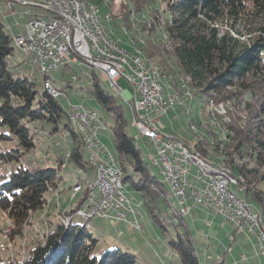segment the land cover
<instances>
[{
    "label": "trees",
    "instance_id": "obj_1",
    "mask_svg": "<svg viewBox=\"0 0 264 264\" xmlns=\"http://www.w3.org/2000/svg\"><path fill=\"white\" fill-rule=\"evenodd\" d=\"M88 1L96 4L97 0ZM106 2L109 18L124 17L128 21L130 17L146 14L156 24L162 13H168L163 33L164 44L170 51L158 46L162 49L159 53L162 61L156 62L158 54L147 43L143 47L146 60L162 79L176 87L183 78H188L193 96L201 100L203 108L231 101L247 115L242 127L234 123L228 126L224 140L208 132L192 148L205 156L211 153L221 159L220 164L238 179V186L246 195L250 193L264 211V191L258 187L264 184V171H260L264 168V0H144L139 8L127 0ZM252 17L258 19L257 29L245 42L234 37L230 30L221 31L219 27L224 21L237 24ZM139 24L142 32L147 30ZM133 40V48L138 50V41ZM14 55L13 39L0 22V167L11 168L7 173L0 171V212L12 221L13 227L7 232L12 240L22 236V227L29 217L45 209L50 189L54 191L62 181L61 156L57 157L58 165L52 168H30L24 164L23 158L36 147L38 136L68 134L75 146L67 160H73L83 169L88 166L85 150L78 134L70 127L68 113L60 101L46 92L40 94L35 82L20 76L16 70L19 65L12 62ZM99 80V75L92 70L93 86L88 92L112 118V153L123 172L122 183L131 184L139 193L148 217L167 234L168 246L180 264H199L190 230L169 187L142 160L134 138L127 133L122 105L100 87ZM220 110L225 109L220 107ZM208 116L211 117L210 109ZM224 119L226 126L229 119ZM83 198L63 214L73 215ZM168 226L175 228V236L169 235ZM96 248L97 240L85 223L71 220L63 225L59 221L43 234L40 242L29 248L20 264H140L137 256L120 247L99 255L95 254Z\"/></svg>",
    "mask_w": 264,
    "mask_h": 264
},
{
    "label": "rangeland",
    "instance_id": "obj_2",
    "mask_svg": "<svg viewBox=\"0 0 264 264\" xmlns=\"http://www.w3.org/2000/svg\"><path fill=\"white\" fill-rule=\"evenodd\" d=\"M148 1L155 2L156 0ZM127 2H131V5H133L132 3L138 4L139 6L137 8H139L144 3V0H127ZM148 4L150 5L151 3ZM107 5L108 3L106 0H101L100 2L98 0L96 1L97 10L99 11L100 17L102 19V25L108 31L113 40L116 41L125 51H133V39L138 41L137 45H139V47L137 48L142 51L144 57L141 56L140 58L143 60L147 59L143 52V47L147 43H149L148 48L155 50L158 54L156 55L158 57L156 62L160 61L162 56H159V53L161 52L160 50L162 49H160L158 46H164V49L170 51L169 47L164 44L166 42V38L164 37L163 33V23L165 19L169 18L168 13H162L159 21L156 22V24H154V22L152 24V19L148 18L146 14H142L141 17H130V20L126 21L124 17L109 18V10ZM155 7L158 8L157 5H155ZM18 8V6L15 8L17 15ZM2 21H4V25L8 28L14 25L15 22L19 24L18 27L15 26L14 30L9 29L8 33L11 35L13 40L24 34L22 28L24 25L23 22H25L24 20L20 21V18L17 19L16 16H12L10 17V20ZM139 22L145 25L147 30L142 32V25H140ZM257 25L258 19L252 17L249 21L237 24H230L229 22L224 21L223 23L219 24V27L221 31L230 30L234 37H238L240 41L244 39L243 41L245 42L248 39L249 34L257 29ZM220 36H222L221 33L219 34V37ZM13 47L15 48V55L12 58V62L13 65H19L16 68L19 75L27 76L29 81L35 82L36 90L40 94L44 93L45 77L43 72L41 71L40 73L37 66L27 59L25 54L22 53L16 44L13 43ZM134 51L138 50L134 49ZM70 58L71 60L67 61L65 66H63L60 70L57 71L56 68L49 70L46 74V77L52 79V82L56 88H61L59 91L60 95L58 101H60L62 107L66 108L70 106L81 105V107L84 109L92 111L95 116L100 119L101 123L105 127L104 130L99 132V139L110 151L114 153V142L110 131V126H112V118L100 107L95 97L88 92V88L91 90L93 86L91 83V75L92 70H94V74L99 75L100 87H102L105 92L113 96L122 105L127 133L130 137L134 138L135 146L140 151L142 160L148 164L149 168L157 177V179L163 180L165 182L167 187H169L168 190L172 193L171 187L165 181L164 174L160 172L158 167L152 161L150 142L140 138L137 130L134 127L131 108L127 102L132 96V89L130 88L129 84L125 80L119 81V85L125 96L121 97L117 92H113L111 89H109L108 82L102 77L99 70L91 68L86 63V61L79 56L71 55ZM145 61L156 70L150 61ZM157 73L160 75L159 72ZM160 79L164 94L167 98L173 97L175 102L169 107L167 115L153 118V121L155 122L159 132L174 135L176 139H180L183 142L186 141L185 143L187 145L193 147L195 142L198 139H202L201 137H204V135L208 134V132L214 133V135L216 134L215 136L218 138V140H224L226 134L229 131V125L234 123L242 127V125H244L246 122L247 115L238 110L235 107V104L231 101L217 102L215 103L216 106L212 105L209 108H203V103L201 100L193 96L192 90H188L191 88L188 84H186L187 78H183L179 85H181L182 88L184 84H186V95L188 97L184 94L185 91H183V88L181 93L184 95L181 97L179 85L176 87L174 84L162 79L161 76ZM220 107L225 110H220ZM209 109L211 110L210 118L208 116ZM226 117H228L229 123H226L227 125L225 126L223 124H225L224 118ZM43 141L45 142L41 143ZM74 146L75 143L66 133H58L53 137H49L48 135L44 136L42 134L37 138L36 147L27 153L23 158L24 164L30 168H49L57 165L56 161L58 156L62 157L63 166L60 171L62 181L57 184V191L61 192L60 204L62 206H67L68 210L74 208L78 200L81 198V196H83L82 191L81 193L77 194L75 198H73V188L79 184L85 187V184H88L91 181L86 176V173L89 171L87 169L89 168L88 166L86 169H83L73 160H67V155L71 152ZM198 152L201 153L200 151ZM201 155L204 159L206 158L215 164H220L221 159L213 157L211 153H209L208 156H205L202 153ZM84 157L85 159L87 158L86 151H84ZM10 170V167H0V171L2 173H7ZM260 171H264V168H262V170L260 169ZM262 186L264 187V184ZM262 186L259 185L258 187L264 191ZM230 190L237 198L249 203L252 207V211L263 218L264 221V211L261 206L252 198L250 193L246 195L244 189L236 185L232 186ZM49 192L50 193L47 198L48 202L45 206V209L29 217L27 223H25L22 227V236H17V238L14 240L9 239L7 233L8 230L13 227L12 221L5 214L0 212V261H2L3 264H20L25 259L29 248L32 245H36V243L40 242L43 238V234L48 230H52L56 223L60 221V217H63L64 212H62L63 209L60 211L59 204H56L55 210L51 208L54 191L50 189ZM124 193L131 206L134 209H137L141 216L139 217V223L141 224L142 233L144 232V234L139 233L141 228L140 230L138 229V231H136L132 236V240L138 238V241L135 243L131 241L130 243L128 241V236L125 237L123 234H120L121 232L124 233V231H118L115 229L112 223L108 222L110 220L95 217L89 221H83L77 217L74 219V221L85 223L92 232L93 237L97 240L95 254L99 255L101 252L119 247L122 251H126L123 245L124 242H126L125 244L128 243L129 246L128 250L139 258L140 264H159V261L163 257L167 261V264H180L177 258L171 260L169 257L164 255V250L166 247L164 250H160L158 248L157 241H160L161 243L165 242V245H168L167 234H164L159 226L148 217L146 209L142 205L139 193L134 191L131 184L125 185ZM56 196L58 195L56 194ZM57 201L58 200L56 199V203H58ZM173 201L179 208V201L175 198ZM188 206L190 207V214H184L182 209H179V211L182 212L183 219L185 223H187L188 229L190 230L191 239L195 248V256L199 261V264H218L222 260H224L223 264H260L256 258L250 259L255 249L253 244L254 238H252V236L246 234L245 232L238 231L235 233V240L233 239L232 241L226 233V230H229L232 235L233 231L231 230L230 226L227 225L224 227L222 220L216 219L212 213L208 211L205 212L206 210H202L200 207H192L190 204ZM168 232L169 235L172 236H175L176 234L175 228L171 226H168ZM144 238L145 241H148L151 244L147 243L146 250L143 251L141 249V251L137 248L140 245V241L144 240ZM109 239H114L115 244L107 245ZM154 252H158L160 258L155 257ZM241 252L248 254L249 260L247 262L242 263L238 261Z\"/></svg>",
    "mask_w": 264,
    "mask_h": 264
},
{
    "label": "built area",
    "instance_id": "obj_3",
    "mask_svg": "<svg viewBox=\"0 0 264 264\" xmlns=\"http://www.w3.org/2000/svg\"><path fill=\"white\" fill-rule=\"evenodd\" d=\"M9 10L19 5L24 8H36L46 13L38 15V20H28L25 33L20 35L17 43L22 47V53L35 64L41 73V67L62 68L63 60H71L66 54L65 43L73 42L75 47L86 55L97 59L103 75L112 86V91L121 97L124 92L119 85L125 80L132 89V96L128 99L133 108L135 129L151 144V156L156 166L166 175L167 182L173 186L179 201V208L190 214V207H200L211 212L215 217L229 224L235 231L245 232L255 238L259 253L264 259V224L261 217L252 211L246 201L237 198L230 188L238 186L237 178L231 176V170L216 168L217 172H227V181L203 178L201 166H209L197 159L193 153H188L184 145L175 141L174 135L158 131L154 117L168 114L170 97H166L158 83L147 79V71H141V64L137 62L134 75L126 74L125 65H112L110 61L97 58V51L108 48L113 53L125 54V50L118 43H112V37L100 22V13L93 4V10L85 11V15H78L70 7L67 0H0ZM27 13V12H26ZM75 79V78H74ZM54 85L52 79L44 78V87L51 91ZM180 95L181 93V85ZM59 97L55 96V99ZM68 113L69 123L78 128V137L87 152L86 161L93 170V179L89 182V190H94V197H87L83 191L84 207H77L78 216L65 215V220L77 217L83 221L94 218V212H102L103 219H110L113 214H120L123 222L140 229L138 223L139 212L134 209L125 196V184L115 171V162L110 151L99 139V122L93 121V114H81V105L64 108ZM143 113L151 114V121L143 120ZM90 150H97L105 161V169H97L90 159ZM109 182L117 183V190H109ZM82 192V186H79ZM113 206H120V213H113ZM133 216L127 220V215ZM232 239L231 235H227Z\"/></svg>",
    "mask_w": 264,
    "mask_h": 264
},
{
    "label": "bare ground",
    "instance_id": "obj_4",
    "mask_svg": "<svg viewBox=\"0 0 264 264\" xmlns=\"http://www.w3.org/2000/svg\"><path fill=\"white\" fill-rule=\"evenodd\" d=\"M67 2L69 3V5L73 9V11L75 13H77L78 15H85V11L93 10V4H95V3H92L88 0H67ZM96 10H97V6H96ZM30 20H38V15L33 16ZM100 22H102L101 17H100ZM18 38H20V37H18ZM18 38H15L13 40V43L16 44L20 48V50L22 51L21 45L17 43ZM112 43H117V42L114 41L112 38ZM65 51H66V54L68 55V57H71V55L79 56L80 58L85 60L86 63L91 68L99 70L101 72L102 77L108 82L107 78L103 75L101 67L98 66L97 59L92 58L89 55H86L85 52H82L81 50H78L77 47H75V44L73 42H66L65 43ZM141 56L142 55H140V52L134 51V49L131 52L125 51V54L113 53V51L109 50L108 48H101V50L97 51V58H99L101 60L110 61L112 65H125V63L127 62V58H128V63H127V67H126V74L127 75H134V73H135V66L134 65H137V62L145 63V64H141V71H147V79H151L152 83H158V85L160 87H162L161 81H160L161 80L160 75H158V73H157L158 70L156 69L157 70V72H156V70L153 69V67H151L145 61L146 60L145 58H144L145 60L140 58ZM67 61H69V60H63L62 61V67L65 66ZM74 61H75V59H74ZM56 68L57 67H41V71L43 72L44 77L46 79H50L49 77H46V74L48 73L49 70H53ZM189 82H190V80L187 78L186 84L189 85ZM186 84H184V86L182 87L183 91H185V93H184L185 95H186V90H187ZM108 87H109V89L112 90L111 84L108 83ZM44 88H45V92L49 96H51L53 99H55V96L59 97L60 89H58V87L56 88L54 85H51V91L48 87H44ZM182 88H181V91H182ZM188 90H191V89H188ZM170 99H171V101H169V107L175 102V99L173 97H170ZM91 113H93V112L90 110H86L83 107H81V114L90 115ZM131 114L133 117V108H131ZM143 120L144 121H151V114L150 113H143ZM224 120H226V119H224ZM68 121H69V118H68ZM93 121L99 122V127L101 128V130L105 129L104 125L101 123L100 119H98L95 116V114H93ZM133 123H134V127H135V120H133ZM69 124H70V127L78 134V128L74 127V125H72L71 123H69ZM137 132H138L140 138L144 139L141 136L140 131H137ZM174 139H175V141L180 142L182 145H184V148H185V150L188 151V153H193V155L196 156L197 159L201 160L204 164L209 165V166H201V173L203 174V178H210V179H216V180H220V181H227V172H217V170L215 169V167H216V168H220L222 170H229L226 166H224L223 164H215V163L207 160L206 158L204 159L200 153L195 151L192 147L183 143L182 140L176 139L175 137H174ZM68 157H69V154L67 155V159H68ZM90 159L92 160V163H94L96 165L97 169H105V161H103L102 158L99 156L97 150H90ZM112 159L115 162V171L119 174V177L122 178L123 173H122L121 169L119 168V166L117 165L116 159L113 156V154H112ZM152 161H153V158H152ZM153 163L155 164V161H153ZM231 176H233L232 172H231ZM164 178H165V181L167 182L165 174H164ZM168 184L171 187L173 197L175 199H177V195L174 193L173 186L170 183H168ZM79 186H82V185L79 184L78 186L73 188V195L74 196L77 195L78 193H81ZM109 190H117V183L116 182H109ZM82 191H87V197H94V190H89V183L85 184V187L82 186ZM81 207H84V202L82 203ZM183 212H184V214L187 213L184 210H183ZM113 213H120V206H113ZM71 216H78V211L75 212ZM64 217H65V215H63V217H60V222L63 225H68L71 222V220H65ZM95 217L103 218V213L102 212H94V218ZM111 220H114V222L115 221H123L122 216L120 214L111 215Z\"/></svg>",
    "mask_w": 264,
    "mask_h": 264
},
{
    "label": "crops",
    "instance_id": "obj_5",
    "mask_svg": "<svg viewBox=\"0 0 264 264\" xmlns=\"http://www.w3.org/2000/svg\"><path fill=\"white\" fill-rule=\"evenodd\" d=\"M19 7L18 8V15H17V13L15 12V8L16 7ZM17 6H15L14 7V9L13 10H9L7 7H6V5L5 4H3V3H1L0 2V22L4 25V21H2V20H5V21H8V20H10V17H17V19H19L20 18V21H22V20H24L25 22H23L24 23V25L22 26V28H23V33H25V24L28 22V20H30L33 16H37V15H45L46 13H44V12H42V11H40L39 9H36V8H30V9H28V8H24V7H21V6H19V5H17ZM27 12V13H26ZM12 15V16H11ZM5 26V25H4ZM15 26L16 27H18L19 26V24L17 23V22H15V24L14 25H12L10 28H8V27H6L5 26V29H6V31H7V33L9 32V29L10 30H14V28H15ZM9 34V33H8ZM10 35V34H9ZM23 35V34H22ZM11 36V35H10ZM123 97H125V96H123ZM128 102V101H127ZM129 104V103H128ZM130 106V105H129ZM184 140V139H183ZM45 141H43V142H41V143H44ZM53 143V142H52ZM55 144V143H54ZM55 145H57V144H55ZM66 162H67V160H66ZM63 163V162H62ZM57 165H58V163H57ZM56 166V165H55ZM89 167V166H88ZM50 168H52V167H50ZM86 169V168H85ZM89 171H88V173H86V176H87V178L88 179H90V180H92L93 179V171H92V169L89 167V168H87ZM84 182H85V180H84ZM70 190V189H69ZM55 192H54V197H53V199H52V209H56V204H59V207H60V211H62V209H63V211L62 212H65L66 210H68V208H67V206H65V205H61L60 204V197H61V192H59V191H57V188L54 190ZM69 192V191H68ZM56 194L58 195V196H56ZM79 194V193H78ZM73 196V195H72ZM84 196V195H83ZM83 196H81V198L83 197ZM76 197V195L73 197V198H75ZM80 198V199H81ZM56 199L58 200L57 202L58 203H56ZM79 199V200H80ZM78 200V201H79ZM81 204V203H80ZM79 204V205H80ZM79 207V206H78ZM202 210H205V209H203V208H201ZM205 212H207V210L205 211ZM209 212V211H208ZM211 213V212H210ZM139 217H141L140 216V214L138 215V223H139ZM133 219V216L129 213L128 215H127V220L129 221V220H132ZM216 219H218V220H220L219 218H217L216 217ZM262 219V222H263V224H264V221H263V218H261ZM106 220H110V219H106ZM108 222H111L112 223V225H113V227L115 228V229H117L118 231H120V230H122V231H124V233L123 232H121L120 234L122 235L123 234V236H128V241L131 243V241L133 242V243H135V242H137L138 241V238H135L134 240H132V236H133V234L136 232V231H138V230H136L133 226H131L130 224H128V223H126V222H123V221H115L114 222V220H110V221H108ZM139 225H140V228H141V224L139 223ZM230 226L229 224H226V223H224V227L225 226ZM231 227V226H230ZM140 230V229H139ZM231 230L233 231L232 232V235H231V233H230V231L229 230H226V233H227V235H231L232 236V241H233V239L235 240V236H236V234L235 233H237L238 231H235L232 227H231ZM126 233V234H125ZM139 233H141V234H144V232L142 233V228H141V230L139 231ZM125 234V235H124ZM122 236V237H123ZM252 238H254V237H252ZM144 241V242H143ZM126 242H124V247H125V249L126 250H128L129 249V246H128V243L127 244H125ZM147 243H149V244H151L150 242H148V241H145V238H144V240H141L140 241V245L138 246V248L137 249H139V250H143V251H145L146 250V248H147ZM157 243H158V248L160 249V250H164L165 249V247H166V249L164 250V255L165 256H167V257H169L171 260L172 259H175V258H177V256L175 255V253L169 248V246L168 245H165V242H160V241H157ZM112 244H115V240L114 239H109L108 240V243H107V245H112ZM253 244H254V252H253V254L251 255V257H250V259H255L256 258V260H258V262L260 263V264H264V259L261 257V255H260V253H258L259 252V249H258V246H257V243H256V240H255V238H254V241H253ZM153 246V245H152ZM136 250V249H135ZM141 250V251H142ZM129 251V250H128ZM154 251V250H153ZM154 255H155V257H157V258H160V255L158 254V252H154ZM169 259V260H170ZM177 260H178V258H177ZM249 260V257H248V254H245V253H240V257H239V260L238 261H240V262H242V263H244V262H247ZM198 263H199V261H198ZM224 263V260H222L221 262H219L218 264H223ZM159 264H167V261L164 259V257L159 261ZM169 264H172V263H169Z\"/></svg>",
    "mask_w": 264,
    "mask_h": 264
}]
</instances>
